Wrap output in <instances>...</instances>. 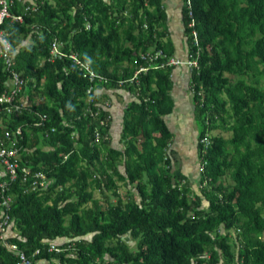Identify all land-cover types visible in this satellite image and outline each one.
Instances as JSON below:
<instances>
[{
	"label": "trees",
	"instance_id": "trees-1",
	"mask_svg": "<svg viewBox=\"0 0 264 264\" xmlns=\"http://www.w3.org/2000/svg\"><path fill=\"white\" fill-rule=\"evenodd\" d=\"M10 12L23 22L3 25L13 49L10 67L0 59V97L12 73L24 90L19 112L0 103V149H16L18 165L11 181L0 162V218L19 252L0 239V264L20 252L31 264H264V0H182L185 60L161 0H12ZM156 50L195 63L196 177L165 121L181 66L141 59ZM120 92L132 99L115 139ZM24 169L44 185L33 189Z\"/></svg>",
	"mask_w": 264,
	"mask_h": 264
},
{
	"label": "crops",
	"instance_id": "crops-1",
	"mask_svg": "<svg viewBox=\"0 0 264 264\" xmlns=\"http://www.w3.org/2000/svg\"><path fill=\"white\" fill-rule=\"evenodd\" d=\"M161 2L167 15V27L169 38L173 44L174 57L180 60H185L187 58V46L185 44L181 19L182 0H161ZM178 27L181 28L180 35L177 34L176 31L178 30ZM189 79L190 74L187 68L183 66L174 68L172 72L173 88L170 92L174 101V109L171 115L165 117L168 128L174 134L172 149L178 153V158L181 159V161L183 160L186 167V173L192 168V165H189L190 163L188 162V159H193L192 163L197 160L195 144L192 143L188 130L182 126L183 121H192L194 134L191 135H195V142L197 138V129L194 126L192 119L193 106L188 94ZM108 94H110V92H108ZM130 97L131 96H129L127 92H120L119 96L118 94L111 96L112 102L110 111L112 114V133L115 139H118L116 135H118L120 131L124 105L128 100L132 99H130ZM117 99L121 100V103H118ZM181 154L183 157H181Z\"/></svg>",
	"mask_w": 264,
	"mask_h": 264
},
{
	"label": "built area",
	"instance_id": "built-area-1",
	"mask_svg": "<svg viewBox=\"0 0 264 264\" xmlns=\"http://www.w3.org/2000/svg\"><path fill=\"white\" fill-rule=\"evenodd\" d=\"M12 4V0H0V59L3 60L8 67H10L12 65V55H11V51L13 49V44L12 42L9 40L8 37V33L3 29V25L5 24L6 21H10L11 23L13 22H19L22 23L23 22V18L22 16H14L11 14L10 12V6ZM31 11H34V8H30ZM28 10V7L27 9ZM52 54L54 56L58 55V48L56 46H53L52 48ZM141 59L145 62L148 63H154L156 62L158 59H165V62L160 63V67L164 68V67H168V66H187L188 68H190L191 65L195 64L192 63L191 61L187 60L186 62L184 61H176L174 59L171 58H167L165 56V54L162 51H156L153 53H147V54H143L141 56ZM146 68H142L139 71H146ZM94 76V75H92ZM12 92L10 95H5L3 94L0 97V103H8L11 107L8 108V112L11 113L13 111V109L15 111L21 110L20 106H16L13 104V102L15 101V98L23 92V85H24V81H22L19 76L15 73H12ZM20 131L19 129L17 130L16 134H19ZM6 136L9 137V134L6 133ZM13 144V142H12ZM16 157H17V151L16 149L12 148H1L0 149V162L2 163V165L5 167V170L7 171V173L9 174L11 181H14L17 177V169H18V165L16 163ZM28 179H32V187L33 189H36L37 187H42L44 185L45 182V178L43 175H41L40 173H30L29 170L24 169V174H23V181H28ZM0 188L3 189L5 188V184L2 183L0 185ZM9 198H6L3 202H2V206L8 208L9 206ZM10 219L7 215L2 216L0 218V239L2 241H4L6 239V234L8 232V228L10 225ZM4 246L9 248L10 250L14 251V252H19L18 248L16 245H11L6 243L5 241L3 242ZM54 249V247H51L50 250ZM57 250V249H55ZM39 253L38 250H36L34 252V255H37ZM19 259L20 262L19 264H31V260L28 259V257L20 252L19 253Z\"/></svg>",
	"mask_w": 264,
	"mask_h": 264
},
{
	"label": "rangeland",
	"instance_id": "rangeland-1",
	"mask_svg": "<svg viewBox=\"0 0 264 264\" xmlns=\"http://www.w3.org/2000/svg\"><path fill=\"white\" fill-rule=\"evenodd\" d=\"M181 28L180 27H178V30H176L177 31V34H181V30H180ZM188 88H189V86H188ZM189 99H191V97H189ZM117 102L118 103H121V100H118L117 99ZM182 126L183 127H185L187 130H188V132H189V136H190V138L192 139V143H194L195 144V142H194V139H195V135H191V134H194V127L192 126V121L190 122V121H183V123H182ZM194 126L197 128V125L196 124H194ZM188 127V128H187ZM173 129V128H172ZM186 130V131H187ZM175 132V131H174ZM215 134H219L218 132H214ZM221 135H223V137H225V138H229L230 137V134H226V133H222ZM116 137L117 138H120V135H116ZM193 144V145H194ZM172 147V146H171ZM181 157H183L182 156V154H181ZM191 160V161H190ZM192 160L193 159H188V162L190 163L189 165H192L193 163H192ZM182 162H183V160H182ZM182 168V172L184 173V174H187V175H189L190 177H196V175H197V172L198 171H196L195 172V166H193L192 165V168L194 169V170H192V168L190 169V171L188 172V173H186V167H185V164L181 167ZM198 170V169H197ZM192 179V178H191ZM192 184L190 185V186H192V188H196L195 187V182H191ZM119 193L122 195V196H124V194H125V190H124V188H123V186L121 185V184H119ZM198 192V191H197ZM93 195H94V198L95 199H97V200H99L100 201V204L102 205V206H104V203H103V196L98 192V191H94L93 192ZM111 202H115V200L111 197V200H110ZM88 207H90L91 206V204H88L87 205ZM206 205L205 204H203V207H205ZM129 244H130V246L131 247H134V242H129Z\"/></svg>",
	"mask_w": 264,
	"mask_h": 264
},
{
	"label": "clouds",
	"instance_id": "clouds-1",
	"mask_svg": "<svg viewBox=\"0 0 264 264\" xmlns=\"http://www.w3.org/2000/svg\"><path fill=\"white\" fill-rule=\"evenodd\" d=\"M32 2V1H31ZM156 51H159V50H156ZM156 51H154V52H156ZM161 51V50H160ZM153 53V52H152ZM144 54H147V53H144ZM168 58V57H167ZM163 62H165V61H163ZM184 62V61H183ZM158 65H160V63H158ZM183 67H185V68H187V69H189L187 66H184L183 65Z\"/></svg>",
	"mask_w": 264,
	"mask_h": 264
}]
</instances>
